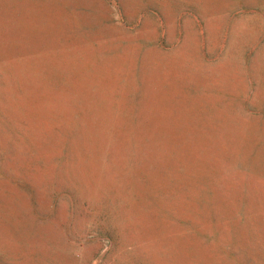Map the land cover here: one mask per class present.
<instances>
[{"label": "rangeland", "instance_id": "obj_1", "mask_svg": "<svg viewBox=\"0 0 264 264\" xmlns=\"http://www.w3.org/2000/svg\"><path fill=\"white\" fill-rule=\"evenodd\" d=\"M0 264H264V0H0Z\"/></svg>", "mask_w": 264, "mask_h": 264}]
</instances>
